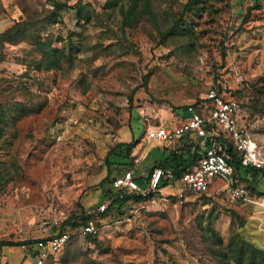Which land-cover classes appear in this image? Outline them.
<instances>
[{"label":"rangeland","instance_id":"rangeland-1","mask_svg":"<svg viewBox=\"0 0 264 264\" xmlns=\"http://www.w3.org/2000/svg\"><path fill=\"white\" fill-rule=\"evenodd\" d=\"M186 1L150 0L153 14L141 11L126 24L129 0L111 6L107 0H0V31L55 10V19L35 30L51 40L60 63L46 66L31 42L33 28L0 45V108L7 113L0 139L1 240L46 236L70 214L108 203L106 185L99 184L108 168L114 178L132 168L145 186L153 160L164 156L160 144L145 140V125L218 85L225 94L244 93L238 120L253 152L264 156V0H198L176 35L162 39ZM84 3L88 20L76 10ZM167 179L161 192L109 209L96 240L73 237L54 264H220L218 256L237 264L234 251L226 257L217 251L233 241L264 249V175L245 182L232 173L231 183L248 191L237 201L215 185L179 202L170 194L176 183ZM27 247L0 245V264H32Z\"/></svg>","mask_w":264,"mask_h":264},{"label":"built area","instance_id":"built-area-1","mask_svg":"<svg viewBox=\"0 0 264 264\" xmlns=\"http://www.w3.org/2000/svg\"><path fill=\"white\" fill-rule=\"evenodd\" d=\"M241 102L232 93L225 94L215 88H209L195 103L187 104L181 118L179 113L178 122L172 125L166 124L165 119H159L153 124L146 119L148 123L145 125L144 138L149 142L164 144L180 141L186 134L193 136L192 151L197 152L199 157L195 164L176 179V189L170 193L175 200L183 202L189 196L207 193L210 187L215 185L216 179H220L217 184L218 191L224 192L228 201L248 198L242 185L231 183L232 166L226 159V140L229 139L243 164L264 170V156L253 152L249 133L246 127L239 123ZM164 175L161 167H153L146 177L145 186L141 187L133 170L128 169L113 179V188L120 191V196L126 191L142 195L159 193L163 188L160 181ZM106 204L101 202L96 210L103 211ZM79 233L98 234L99 227L93 219H88L79 228ZM67 238L68 232L62 231L59 226L48 235L39 237L28 246L32 264H51V256L63 249Z\"/></svg>","mask_w":264,"mask_h":264},{"label":"trees","instance_id":"trees-1","mask_svg":"<svg viewBox=\"0 0 264 264\" xmlns=\"http://www.w3.org/2000/svg\"><path fill=\"white\" fill-rule=\"evenodd\" d=\"M119 0H107V6L116 5ZM197 3L198 0H188L186 3L183 4L182 9L177 13L176 17L172 18L170 21L167 22L166 28L161 32L162 39L166 36H174L176 33L182 28L180 26L181 23L184 22L185 17L187 16V12L189 11H197ZM257 3V0L253 1V4ZM77 14L79 18H83L84 20H88L90 18V12L86 8L85 3L79 4L77 6ZM148 12L149 14H153V10L151 8V2L150 0H142L141 3V9H137V0H129L128 7L126 8L124 12V23H130L131 20H134L137 15L141 12ZM56 12L54 9H47L43 12V14L34 19V20H22V21H16L12 25L8 26L3 31H0V45L3 43L9 42V43H16L19 40H22L28 32H30L31 28L34 29V33L32 34V43L35 44L40 52H42L45 57V64L49 67L51 65L56 66L59 63L58 54L56 53V48L51 44V40L47 39L44 40L40 37L38 31L35 30V25L37 24H43L46 25L50 23L52 20L55 19ZM38 21V22H37ZM217 89L218 91H221L220 85H218ZM234 95V94H232ZM244 93H235L234 96H236L238 99H241L243 97ZM196 102V101H195ZM193 102V103H195ZM192 103V104H193ZM189 104V103H188ZM187 105V104H186ZM186 105H184L181 109L183 110ZM20 108L22 106L20 105ZM174 108V107H173ZM4 109V110H3ZM22 110V109H21ZM180 110V109H179ZM178 110V111H179ZM15 111V110H14ZM205 114V112H203ZM7 115L5 108H0V139L2 138L3 134V124L5 123V116ZM184 137L187 138V140H183ZM191 134H186L183 136L180 141H174L170 142L169 144H172L169 149H165V157L163 159H157L155 160V163L151 166V168L147 171V176L149 175L150 171L153 167L159 166L163 169L164 173L171 172V176L173 179H178L180 175L187 169H189L193 164H195L196 160L199 157V154L195 151H192V146L194 139H192ZM228 141V148L226 153V159L228 163L232 166V173L237 172L239 177L243 179L245 182L253 181L256 182L261 179L264 175V170H260L258 168H255L250 165H245L241 162L240 156L233 148L231 141L227 139ZM133 142H137V140L131 141L127 144L125 149V156H128V153L132 150ZM164 144H161V149L165 148ZM114 149V148H113ZM182 149V151H180ZM113 150L111 149L106 155H105V161L110 167L111 160L109 159V156ZM118 162V161H117ZM113 176H110V169L108 168L107 174L105 177H103L99 184L106 185V192L109 193L108 196V203L103 211H97L96 209H88L81 211L78 214H70L67 218L62 221V224L64 226L61 227L62 231L68 232V238L64 244L63 249L65 247H68L71 239L73 237H79V228L85 224V222L88 219H93L95 224L99 227L100 221L103 217H105L108 213V210L111 208L118 209L121 202L132 200V201H141L146 199L148 196H152L157 192H152L148 195H142L138 194L136 192L132 191H126L122 193V196H120V191H113ZM168 182L167 177H164L160 181V185L164 186ZM235 184V183H234ZM243 186V185H242ZM246 191L247 188L243 186ZM111 192V193H110ZM248 195V191H247ZM60 227V226H59ZM98 234H85L84 237L88 238L89 240H96V236ZM39 238V237H38ZM38 238L35 239H25V240H1L0 239V245L3 244H17V245H32ZM234 244H232L230 249L225 250H219L217 253H222L224 257L228 256L229 253L232 251L235 252V256L233 257V261L237 264H244V261L247 260V264H264V249L256 247L254 245L250 244H240L237 247L236 241H233ZM237 248V250H236ZM63 249L57 253L55 256H51L50 261L51 264H54ZM246 254V255H245ZM220 264H223L221 256L217 257ZM263 261V263L261 262Z\"/></svg>","mask_w":264,"mask_h":264},{"label":"crops","instance_id":"crops-1","mask_svg":"<svg viewBox=\"0 0 264 264\" xmlns=\"http://www.w3.org/2000/svg\"><path fill=\"white\" fill-rule=\"evenodd\" d=\"M184 110V109H183ZM183 110L181 109V110H179V111H171V112H167L166 113V115H165V117H161V116H159V117H156L155 119L158 121L159 119H165V123L166 124H174V123H176V122H178V119H179V113H180V118H181V116L183 115ZM153 145H157V144H153ZM160 146H162L161 144H160ZM162 150V152H163V154H164V156H162L161 158H158V159H163L164 157H165V153H166V150H165V148H163V149H161ZM155 160H157V159H155ZM155 160H153L154 162H155ZM132 169V168H131ZM133 170V169H132ZM141 176V175H140ZM167 176H171V172H167V173H165V175L162 177V178H164V177H167ZM147 177V176H146ZM175 181H176V179H173L172 178V176H171V182L172 183H175ZM169 182H167V184H168ZM217 182H216V180H215V185H216V187H215V189H217V184H216ZM166 184V185H167ZM166 185H164L163 187H166ZM214 185V186H215ZM214 189V190H215ZM28 248V247H27ZM28 252H29V248H28ZM23 264V263H22ZM29 264V263H28Z\"/></svg>","mask_w":264,"mask_h":264}]
</instances>
